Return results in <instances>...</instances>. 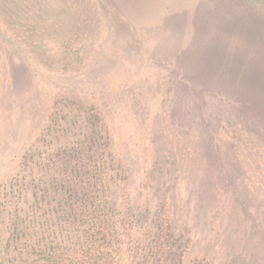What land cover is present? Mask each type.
Listing matches in <instances>:
<instances>
[{
  "label": "rangeland",
  "instance_id": "obj_1",
  "mask_svg": "<svg viewBox=\"0 0 264 264\" xmlns=\"http://www.w3.org/2000/svg\"><path fill=\"white\" fill-rule=\"evenodd\" d=\"M256 105L264 0H0V264H264Z\"/></svg>",
  "mask_w": 264,
  "mask_h": 264
},
{
  "label": "trees",
  "instance_id": "obj_2",
  "mask_svg": "<svg viewBox=\"0 0 264 264\" xmlns=\"http://www.w3.org/2000/svg\"><path fill=\"white\" fill-rule=\"evenodd\" d=\"M247 100L249 101L248 98H247ZM248 101H245L244 103H241V104H243V106H241L240 109H242L244 107L245 111L249 113V109H248V107H246V104H247L246 102H248ZM253 107H254V109H253ZM253 107H252V110L255 112V114L257 116V118L254 117L253 123L255 121H257V120H262V121L261 122H257L255 125L252 126V128H256L255 131L256 132H259V134H261V133L264 134V106L262 107V106L256 105V106H253ZM259 115H260V117H259ZM239 119L240 120H237L238 122H241V123L242 122H245L244 124H246V122L250 123L249 119L247 117H244L241 114L239 116ZM67 126L69 128H71L70 131H72L74 129V123L72 121H68L67 122ZM67 131H69V130L68 129L67 130L61 129V130L55 131V134L51 137V139L53 140L51 143H48L46 140H43L42 141V143H43L42 146L39 145V148L37 149V151H39V152H37L36 154H33L31 156L32 159L34 158L32 162L36 164V168L41 169L42 166H43V161L46 158H50V160H51V155L49 153L50 152H54V153L56 152L57 146H59L61 144L62 140H64L65 136L68 133ZM263 134H261V135H263ZM93 139H94V137H92V139L90 138L89 140L93 141ZM41 147H43V148L41 149ZM50 149H51V151L48 152V150H50ZM57 157H59V155ZM20 179H18V181H20ZM22 181L24 183L26 182L24 180H22ZM29 181L31 183H33V181H36L35 180V177L33 175H29ZM40 183H41L40 185L42 186V188L45 190V188H44L45 183L42 182V181H40ZM48 183H50V182H48ZM47 186H48V189H47L48 192L45 190V193H42L40 196H38V190H37V192L29 193V189H31V185L29 187L25 185V192L23 191L24 192L23 195L25 197V203L24 204L27 203V204H30L32 206V202H36V203H38L37 201H39V202L40 201L46 202L47 197H49L52 194L62 195V193L64 192L63 193V196L64 197L66 196L65 191H63V190L60 191L59 189H57V190H55V191H53L51 193L50 189H51V187H54V185L52 183H50ZM21 187H23V186H21ZM90 189L94 192V199L99 198V196H98L99 195L98 188L97 187H90ZM83 190L84 189L81 188L80 191H78L76 197H78V201H83V202H85L88 205L89 204V199L92 202V200L90 198V194H89L90 191H88V189H86L84 191ZM32 191H33V189H32ZM71 196H72V194L70 192L69 197H71ZM88 197H89V199H88ZM60 202H62V204L59 207H56V208L51 207V209L54 211V213L57 216V218H59V216H61L62 213H64V209H63V206H62L64 204V201L62 200ZM49 204H51V203H49ZM79 205L81 206L82 203L80 202ZM93 206L94 207L96 206V204H95L94 201H93ZM99 207L100 206L97 205L95 208L92 207V209H93V211H97V208H99ZM69 208H73V206H71ZM83 212H79L76 209V212L75 213H81V214H83ZM24 213H26V210H24ZM19 223H23V222H19ZM13 240H14L13 238L12 239L10 238V239H5V241L3 242V244L6 246V248H8L7 250H9V248H11L13 244H16L17 245L18 242H22V239H19L18 237L16 238V240L14 242H13ZM0 254L2 255V257L4 256V253H0Z\"/></svg>",
  "mask_w": 264,
  "mask_h": 264
}]
</instances>
